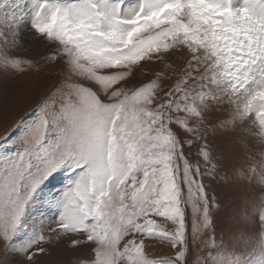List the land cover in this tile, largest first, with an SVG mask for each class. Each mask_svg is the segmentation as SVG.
<instances>
[{
    "label": "snow or ice",
    "instance_id": "snow-or-ice-1",
    "mask_svg": "<svg viewBox=\"0 0 264 264\" xmlns=\"http://www.w3.org/2000/svg\"><path fill=\"white\" fill-rule=\"evenodd\" d=\"M36 42L55 86L0 136V264H43L70 235L86 264H206L219 205L203 178L225 177L198 142L218 130L243 152L236 178L259 187L240 222L264 258V0H0V92L36 68L20 56ZM37 206L42 226L17 244ZM151 241L170 254L152 258Z\"/></svg>",
    "mask_w": 264,
    "mask_h": 264
},
{
    "label": "rangeland",
    "instance_id": "rangeland-1",
    "mask_svg": "<svg viewBox=\"0 0 264 264\" xmlns=\"http://www.w3.org/2000/svg\"><path fill=\"white\" fill-rule=\"evenodd\" d=\"M124 2L132 3L134 0H124ZM233 3L238 5L240 0H233ZM46 52H48V49L40 42L33 43L28 50H21V58L32 59L36 63V68L31 69L28 75L17 77L6 95L0 92V136L11 130L15 122L21 118L25 121H31L34 118L32 109L37 101L51 87L55 86V76L49 75L51 70L41 59ZM178 63H182V61H178ZM162 67V64L155 62L147 64L144 75L142 76L137 72L132 83L147 82L153 78L152 72L158 71ZM37 68L40 69L38 75L35 74ZM204 144L209 145V149L214 156L217 154L223 155V159L217 161L222 165L217 176L223 174L225 177L224 179L203 178L209 196L214 195L219 205L213 214L215 239L218 247L210 251L206 264H264V258L254 251L255 222L250 224L240 222L241 212L246 207L250 208L251 203L260 191L258 186L240 181L234 175V169L245 163L243 152L238 150L235 136L223 130H218L215 135L209 133L206 141L198 142L199 147H203ZM187 148L188 146L185 145L187 157L192 162L199 159L202 163V157L197 156V147L193 146L191 152H188ZM62 182L61 180L60 183L49 187L59 188ZM38 210L39 207L37 206V210L28 214L25 228L16 240L17 244L28 239L34 228L39 230L42 226V222L38 218ZM55 219V216L44 217L43 226L46 227L48 223H51V220ZM72 239L84 241L86 237L82 235L63 237L57 246L49 248L50 256H40L43 264H86L89 256L88 243L72 247L70 246ZM149 245L148 251L152 258L161 259L171 252L170 246L160 241H151ZM45 247H48V245H45ZM221 248H223V251ZM3 255L4 249L0 247V256ZM8 258L18 260L19 253H15L14 257L10 254Z\"/></svg>",
    "mask_w": 264,
    "mask_h": 264
}]
</instances>
